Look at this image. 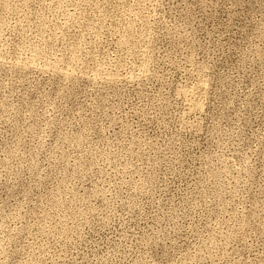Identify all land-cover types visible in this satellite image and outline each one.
I'll return each mask as SVG.
<instances>
[{"label": "rangeland", "instance_id": "374dc122", "mask_svg": "<svg viewBox=\"0 0 264 264\" xmlns=\"http://www.w3.org/2000/svg\"><path fill=\"white\" fill-rule=\"evenodd\" d=\"M0 264H264V0H0Z\"/></svg>", "mask_w": 264, "mask_h": 264}]
</instances>
